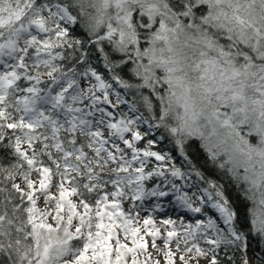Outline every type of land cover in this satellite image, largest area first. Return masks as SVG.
Masks as SVG:
<instances>
[{"label":"snow or ice","instance_id":"1","mask_svg":"<svg viewBox=\"0 0 264 264\" xmlns=\"http://www.w3.org/2000/svg\"><path fill=\"white\" fill-rule=\"evenodd\" d=\"M0 264H264V0H0Z\"/></svg>","mask_w":264,"mask_h":264},{"label":"rangeland","instance_id":"2","mask_svg":"<svg viewBox=\"0 0 264 264\" xmlns=\"http://www.w3.org/2000/svg\"><path fill=\"white\" fill-rule=\"evenodd\" d=\"M155 255V254H154Z\"/></svg>","mask_w":264,"mask_h":264}]
</instances>
